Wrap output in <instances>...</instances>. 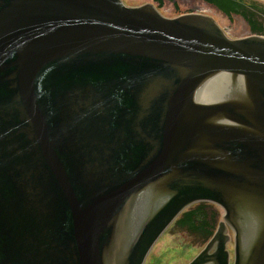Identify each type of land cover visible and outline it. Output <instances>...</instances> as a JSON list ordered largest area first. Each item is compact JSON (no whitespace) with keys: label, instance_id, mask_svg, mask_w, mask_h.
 Returning <instances> with one entry per match:
<instances>
[{"label":"water","instance_id":"water-1","mask_svg":"<svg viewBox=\"0 0 264 264\" xmlns=\"http://www.w3.org/2000/svg\"><path fill=\"white\" fill-rule=\"evenodd\" d=\"M5 1L0 10V58L2 52L18 55L20 88L1 94L9 100L18 96L30 140L42 143L56 180L55 202L63 204V226L72 228L73 243H78L73 247L75 262L111 264L117 245L108 243L119 228L130 227L131 198L155 187L160 192L152 213L166 190L172 204L196 191L215 194L229 210L227 221L249 237L238 264H264V37L232 40L209 16L169 19L150 4L127 7L122 0ZM65 73L98 83L113 74L128 86L148 88L156 102L171 99L162 121L165 132L153 146L158 147V159L144 179H123L99 190L88 181L75 183L71 168L54 148L56 137H50L53 124L57 137L67 131L63 120H55L53 100L63 89H47L42 81H60ZM226 82L235 87L233 94L228 90L219 98L211 95L214 87L221 90ZM69 85L78 83L70 79ZM204 86L201 99L217 100L194 101L195 92ZM60 98L68 104V98ZM15 205L16 213L0 217V227L9 237L41 224L21 217ZM138 209L142 213L132 219L137 226L148 205ZM173 210L158 214L147 248L172 219ZM135 231L136 226L132 235Z\"/></svg>","mask_w":264,"mask_h":264},{"label":"flooded vegetation","instance_id":"flooded-vegetation-1","mask_svg":"<svg viewBox=\"0 0 264 264\" xmlns=\"http://www.w3.org/2000/svg\"><path fill=\"white\" fill-rule=\"evenodd\" d=\"M2 1L0 0V10L4 5ZM17 60L18 55L15 52L8 53L6 56L2 52L0 91L20 88V66ZM69 79V74L65 73L60 81L58 79L43 80L47 89H63V92L56 95L53 100L56 107L55 120L57 122L63 120L67 131L64 137L59 138L55 133L57 126L53 124V131L50 134V137H56L58 142L55 146L61 150L62 154L72 164L78 160L82 164L95 161L102 163L107 171L106 176L97 175L95 178H90V181L99 183L115 182L119 171L124 178H127L136 170L140 174L152 165V140H157L162 131V119L158 117L157 112L163 113L165 109L163 103L157 108V105L151 104V99L144 98L142 90L125 83L118 84L116 78H109L101 83L83 82L82 79L79 85L71 87H69ZM0 97V172L6 169L7 156H12L10 168L18 173L20 184L24 180L28 181L25 186L18 185L22 188V215L34 218L29 214V208L33 206L31 202L39 198V204L41 203L39 208L44 210L40 216L52 217L51 213H46L45 210L53 208L55 203H53L52 194L47 190V184L40 177L38 168L39 164L45 176L48 175L40 152V142L39 140L32 142L27 134L28 129L19 110L18 96L13 94L10 100L4 94ZM60 97L68 98V104H64ZM72 98L74 100L69 101ZM80 181H88V179L83 178L82 175ZM175 184L181 185V182ZM15 185L14 182H7L4 178H0V194L3 193L2 188ZM166 191L160 204L156 206L154 214H159L168 208L170 204L168 199L171 196L168 194L169 191ZM40 193H46L44 199L40 198ZM152 200H157V195H154L152 188L147 189L138 198L139 202L144 201L148 205V209L144 212L145 223L153 220ZM216 200L215 194L201 190L180 198L174 208ZM70 214L68 208V215ZM59 218H63V215H59ZM204 228L206 229V226ZM134 229L135 227L130 229L129 234H126L124 232L127 228L121 227L123 235L118 264H136L138 257L142 255V246L133 250V245L141 232L147 228L136 227L132 235ZM34 230L26 229L27 232L17 238L20 242L13 245L12 239L1 236L2 230L0 229V264H75L72 259V228L58 229L56 233L52 231L55 230L54 227L43 228L42 243L24 242L26 239L40 238L39 232L31 233ZM129 237L130 239L127 240ZM225 242L219 241L206 254L204 259H208L209 264H227ZM12 247H16V251L11 249ZM145 255L146 251L141 260Z\"/></svg>","mask_w":264,"mask_h":264},{"label":"rangeland","instance_id":"rangeland-1","mask_svg":"<svg viewBox=\"0 0 264 264\" xmlns=\"http://www.w3.org/2000/svg\"><path fill=\"white\" fill-rule=\"evenodd\" d=\"M128 5L146 2V3H154L158 6L154 0H124ZM251 2H257L260 6L264 7V0H248ZM158 8L161 12L166 15H177L182 13H189V12H205L208 15L214 16L220 25L224 28L227 34L232 38L238 37H245L251 34L249 25L247 22L243 20L240 16H232L228 18L221 14L216 8L213 6L205 3L202 0H164V5ZM187 244H194L198 245L197 240H193L190 236L186 234H182L176 230V228L171 227L167 232L162 236V238L158 241V243L154 246L152 250V254L148 259L150 264H156L152 261V259H161L163 253L169 252L170 249H175L176 246L184 249L185 251H180L179 254L182 255H193L198 248H192L194 245ZM180 248H176L180 250ZM174 251H171L170 254H174ZM190 257V256H189ZM189 257L176 259L168 261L166 264H182L185 262Z\"/></svg>","mask_w":264,"mask_h":264},{"label":"trees","instance_id":"trees-1","mask_svg":"<svg viewBox=\"0 0 264 264\" xmlns=\"http://www.w3.org/2000/svg\"><path fill=\"white\" fill-rule=\"evenodd\" d=\"M160 4H163V0H156ZM209 4L216 6L223 13L228 16L238 14L243 16L249 23L251 31L258 34H264V8L259 7L255 2L247 0H202ZM195 212L191 211L186 214V218L179 221L185 227H189L192 231H201L206 226L207 231H211L210 219L215 222L213 214H207L205 221L192 214ZM216 215V214H215Z\"/></svg>","mask_w":264,"mask_h":264}]
</instances>
